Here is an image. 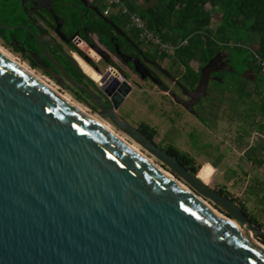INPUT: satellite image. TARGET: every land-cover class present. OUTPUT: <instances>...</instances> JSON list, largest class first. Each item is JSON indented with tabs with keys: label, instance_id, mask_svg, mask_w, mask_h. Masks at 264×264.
<instances>
[{
	"label": "water",
	"instance_id": "water-1",
	"mask_svg": "<svg viewBox=\"0 0 264 264\" xmlns=\"http://www.w3.org/2000/svg\"><path fill=\"white\" fill-rule=\"evenodd\" d=\"M218 57L187 90L193 103ZM70 80L194 192L0 54V264H264V250L200 198L264 239L234 201Z\"/></svg>",
	"mask_w": 264,
	"mask_h": 264
},
{
	"label": "flooded vegetation",
	"instance_id": "flooded-vegetation-1",
	"mask_svg": "<svg viewBox=\"0 0 264 264\" xmlns=\"http://www.w3.org/2000/svg\"><path fill=\"white\" fill-rule=\"evenodd\" d=\"M105 3L106 0H0V44L20 62L54 83L63 92H68L93 114L100 116L99 105L75 86L70 78L84 85L94 92L106 107L112 105L118 116L130 123L142 136L176 158L187 171L193 172L199 164L187 154L188 159L183 157L182 154L185 153L175 147L170 136L172 128L170 130L168 126L165 133H161L159 129L144 121L131 120L132 115L123 113L122 107L137 90L144 95L140 100L158 94L160 107L170 105L172 108V104H175L198 118L196 107L204 97L193 103L195 99L188 96L187 90L194 89L197 84L191 87L187 83L183 66L180 68V74L179 71H174V65L181 66L180 63L170 58L169 53L160 51L158 47L144 41L127 14L121 11L112 13L111 10L106 14ZM218 53L216 68L220 71L211 74L209 83L225 82L224 73L236 74L235 70H229L233 68L232 55L223 50ZM246 61L245 71L252 70L257 76L255 82L262 81L257 67L249 60ZM110 67L113 69H109ZM106 70L110 81L116 77L119 79V75L123 77L124 94L119 91L123 97L118 106L114 105L111 96L95 80L105 76ZM255 97H258L256 93ZM247 109L252 132L254 129L259 131L257 129L260 126L264 130V118L251 115V106ZM162 115L160 114V117ZM104 119L118 128L109 118ZM251 130L243 129L240 133L251 134ZM256 133L258 137L251 138L250 141L243 137L241 141L247 144L244 150V154H249L247 161L255 167L253 169L262 173L264 133ZM256 142L254 149L250 145ZM251 154L255 156L254 162L250 158ZM159 163L176 175L166 165ZM217 191L232 200L227 191L220 187ZM232 201L251 220L245 207L235 200Z\"/></svg>",
	"mask_w": 264,
	"mask_h": 264
},
{
	"label": "rangeland",
	"instance_id": "rangeland-1",
	"mask_svg": "<svg viewBox=\"0 0 264 264\" xmlns=\"http://www.w3.org/2000/svg\"><path fill=\"white\" fill-rule=\"evenodd\" d=\"M120 10V4H115L111 8L112 13ZM220 17V11L213 14L212 28L218 27L221 21ZM257 42L258 39L256 37L251 38L249 43L240 40V43H243L244 48H242L239 54H236L234 49L223 50L225 53H230L232 55V67L236 73L240 74V76L232 75L227 72L223 75L225 82L219 84L210 82L207 96L202 98L201 102L196 107L199 114L198 118L191 115L189 112L182 110L175 104H172V108L170 105L160 107L158 94L152 95L151 98L148 97L145 100H140L144 95L142 96L137 90L133 92L131 97L124 104L122 111L123 113H130V115H132L131 120L144 121L159 129L161 133H165L166 129L169 128L171 130L172 128V132H170L172 142L181 152L196 160L199 164L197 174L201 175L203 172L204 174L211 175L210 178H203V180L206 182L208 181L207 184L215 190L220 187L224 191H227L226 193L229 197H232V200H235L238 204H242L246 211H248L249 215L253 219H256L257 224L259 225L250 220L252 224L264 232V161L261 166V171L263 169L262 173L253 169L255 167L247 161V156L249 154H244L247 144H244L245 142L241 141L243 137L247 139L246 141L258 137L256 132L259 131H255L254 129V132H252L250 129L252 125L248 122L250 119L248 118L249 113L247 107L252 106V104L248 101L242 103L238 100L235 95V90L232 88V86L243 82L241 73L245 71L244 60L247 59L252 63V56L250 55L249 48H251L250 50H254L257 46ZM0 50L38 76L42 82L52 87V89L58 92L59 95L61 94L65 96L74 104L83 108L87 114L93 116L106 127L122 136L129 143L138 146L139 149L156 165L167 171L193 191L187 183L160 165L159 160L143 149L128 135L106 122L104 118L93 114L87 107L83 106L68 92H63L54 83L40 76L23 62H20L1 44ZM169 53L173 57L174 51L171 50ZM181 67L182 66L179 64L174 65V71L177 70L180 74ZM257 68L258 71L259 67L257 66ZM259 71L258 75L262 80L259 84H262L264 87V77ZM107 73L106 70L104 74L105 76L99 77L98 80H95L98 82V85L104 88L107 91V94L111 96L114 105L118 106L122 101V94H124L122 87L123 81L119 80L117 77L110 81ZM249 86H251V83H248V87ZM119 91L122 94H120ZM257 98L258 97H255V101L259 100H257ZM146 101H148L147 104ZM160 114H163L162 117H160ZM250 114H252V112ZM243 129L244 131L251 130V134L248 133L242 135L240 130ZM250 146H253L255 149L257 142L256 144L252 143ZM250 158L253 162L255 161V156H253V154L250 155ZM202 199L219 214L231 218L225 211L209 200L205 198ZM251 235L258 243L264 246V239L256 237L253 234Z\"/></svg>",
	"mask_w": 264,
	"mask_h": 264
},
{
	"label": "trees",
	"instance_id": "trees-1",
	"mask_svg": "<svg viewBox=\"0 0 264 264\" xmlns=\"http://www.w3.org/2000/svg\"><path fill=\"white\" fill-rule=\"evenodd\" d=\"M119 1L127 8L129 17L130 14L138 15L151 33L163 43L175 47L173 57H169L183 66L185 80L191 87L197 84L201 68L218 52L234 49L239 54L244 48L240 40L249 43L251 38L256 37V48H249L252 63L259 67L254 51L264 59V0ZM218 11L221 12V21L217 28H212L213 14ZM230 74L240 76L238 73ZM242 79L243 82L232 86L235 95L242 103L248 101L252 104L251 115L264 118V87L259 82ZM248 83L251 86L248 87ZM255 93L258 101H255ZM258 130L264 133L261 126ZM182 156L188 159L186 154ZM198 169L191 173L197 174ZM198 176L206 179L211 175L201 173ZM250 219L257 224L256 219Z\"/></svg>",
	"mask_w": 264,
	"mask_h": 264
},
{
	"label": "built area",
	"instance_id": "built-area-1",
	"mask_svg": "<svg viewBox=\"0 0 264 264\" xmlns=\"http://www.w3.org/2000/svg\"><path fill=\"white\" fill-rule=\"evenodd\" d=\"M115 4H120L121 5L120 11L124 14L129 15L127 8L125 6H123V4H121V2L119 0H106L105 13L107 14L108 11H110L112 6ZM130 18H131V21L134 24V26L138 29L139 34L144 41L149 42L153 46L158 47V49L160 51H163V52L169 53L171 50H173V51L175 50L174 46H172L171 44H168V43H163L156 35L151 33L148 30V28L146 27V24L141 19V17H139L136 14H130ZM253 53H254V57L257 61V64L259 65L260 73L264 76V59H262L255 51ZM109 69H113V68L110 67ZM119 79L122 81L123 77L121 75H119Z\"/></svg>",
	"mask_w": 264,
	"mask_h": 264
},
{
	"label": "bare ground",
	"instance_id": "bare-ground-1",
	"mask_svg": "<svg viewBox=\"0 0 264 264\" xmlns=\"http://www.w3.org/2000/svg\"><path fill=\"white\" fill-rule=\"evenodd\" d=\"M0 54H2L3 56H5L6 58H8L9 60H11L12 62H14L16 65H18L20 68H22L23 70H25L26 72H28L29 74L33 75L35 78H37L40 82H42V80H40L35 74H33L32 72H30L27 68H25L23 65H21L20 63H18L16 60H14L13 58H11L10 56H8L7 54H5L4 52H2L0 50ZM43 84H45L44 82H42ZM46 85V84H45ZM48 88H50L52 91H54L50 86L46 85ZM55 92V91H54ZM57 93V92H55ZM58 94V93H57ZM59 95V94H58ZM61 96L63 99H65L66 101L72 103L74 106H76L79 110L83 111L84 113L87 114V112H85L83 110V108H81L80 106L74 104L71 100H69L68 98H66L63 95H59ZM89 115V114H88ZM93 120H95L97 123H99L101 126H103L106 130H108L110 133H112L114 136H116L119 140H121L123 143H125L126 145H128L132 150H134L135 152H137L138 154H140L141 156L145 157L149 162L153 163L155 166H157L158 168H160L158 165H156L150 158H148L140 149L138 146H136L135 144L129 143L126 139H124L122 136H120L119 134H117L115 131L109 129L108 127H106L104 124H102L99 120H97L96 118H94L93 116L89 115ZM160 170H162L167 176H169L170 178H172L174 181H176L178 184H180L183 188H185L186 190L192 192L186 185H184L182 182H180L179 180H177L176 178H174L171 174H169L167 171L163 170L162 168H160ZM199 177V176H198ZM200 178V177H199ZM202 181H204L202 178H200ZM205 182V181H204ZM199 198V197H198ZM202 199V198H200ZM203 200V199H202ZM203 202H205L203 200ZM209 207H211L207 202H205ZM212 208V207H211ZM228 223H230L231 225L238 227L240 230H242V232L248 236V238H250L253 242H256V244H258L263 250H264V246L260 243H258L251 235V232L245 230L243 227H240L237 222L231 218H227L225 216H223L222 214H220Z\"/></svg>",
	"mask_w": 264,
	"mask_h": 264
}]
</instances>
